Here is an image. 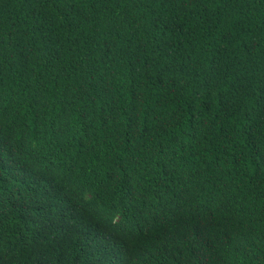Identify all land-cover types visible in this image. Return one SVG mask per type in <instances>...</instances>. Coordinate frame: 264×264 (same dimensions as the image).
Returning a JSON list of instances; mask_svg holds the SVG:
<instances>
[{
  "label": "trees",
  "instance_id": "obj_1",
  "mask_svg": "<svg viewBox=\"0 0 264 264\" xmlns=\"http://www.w3.org/2000/svg\"><path fill=\"white\" fill-rule=\"evenodd\" d=\"M0 264H264V0H0Z\"/></svg>",
  "mask_w": 264,
  "mask_h": 264
}]
</instances>
